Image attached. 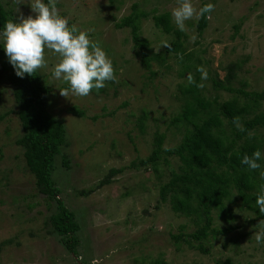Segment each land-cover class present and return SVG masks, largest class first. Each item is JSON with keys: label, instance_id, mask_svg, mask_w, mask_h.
<instances>
[{"label": "rangeland", "instance_id": "1", "mask_svg": "<svg viewBox=\"0 0 264 264\" xmlns=\"http://www.w3.org/2000/svg\"><path fill=\"white\" fill-rule=\"evenodd\" d=\"M0 2L12 13L14 22H19L20 14L35 17L27 3L21 4L17 12L12 0ZM191 3L197 10L209 3L215 8L202 32L201 18L185 22L181 32L187 58L181 60L171 54L165 63L152 62L151 70H147L136 56L131 29H118L116 23L130 15L137 4L139 10L149 14L142 22V37L159 54L166 49L162 44L170 45L175 36L157 28L152 16L169 13L179 30L171 15L176 0H119L113 4L109 0H57L59 15L68 19L69 27L75 24L81 31L92 30L89 39L99 41L116 76V81L106 82L103 89L93 90L87 97L65 98L59 89L68 85L52 79L59 56L45 49L47 68L38 69L53 89L49 110L67 130L69 146L57 157L53 176L61 191L59 196L76 214L81 227L79 258L53 232L49 220L56 204L38 193L35 179L25 167L23 150L16 144L23 135L18 107L0 67V115H5L0 123V264H91L94 259L98 264H155L160 260L166 264H217L227 259L231 264H264V244L258 245L253 236L260 220L242 207L236 191L227 203L236 216L230 224L236 230L211 239L210 254H203L186 244H175L172 235L180 234L182 227H186V233L196 227L191 219L172 210L170 200L160 203V188L177 170L178 160L163 161L157 174L150 168L131 166L151 155L156 132L166 135V148L179 143L181 135L168 127L182 109L180 86L190 85L189 73L195 81L199 76L198 84L205 86L198 89L211 102L218 99L222 103L236 96L246 101L237 93L213 86V79L225 80L231 66H237L233 89L264 91V0ZM198 66L208 73L204 81ZM72 107L86 111V116H73L68 111ZM262 111L264 102L256 112ZM144 113L147 118L142 131L138 119ZM111 169L124 171L98 188ZM215 225L227 226L217 216Z\"/></svg>", "mask_w": 264, "mask_h": 264}, {"label": "trees", "instance_id": "2", "mask_svg": "<svg viewBox=\"0 0 264 264\" xmlns=\"http://www.w3.org/2000/svg\"><path fill=\"white\" fill-rule=\"evenodd\" d=\"M109 1L113 4L119 0ZM133 7V12L116 23V27L131 29L136 56L145 69L151 70L152 62L165 63L171 54H181L187 58L182 41L183 33L175 29L169 13L152 16L157 28L168 36H175L170 49L166 48L163 52L155 54L150 41L141 34L142 22L149 18V14L139 10L137 4ZM209 15L210 13L201 17L199 32L207 27ZM8 20L14 22V17L0 2V32ZM0 67L6 73V80L11 85L18 107L17 115L23 135L16 144L23 150L25 167L33 175L38 193L56 204V212L49 220L53 232L60 238L62 245L79 258L78 234L81 227L76 214L67 208L59 196L61 191L53 176L57 157L69 146L65 124L49 110L48 102L53 89L38 70L33 76L25 74L23 78L17 77L5 54L3 44H0ZM236 69L237 66H231L225 80L213 79V86L215 89L237 93L246 99L245 102H241L238 96L222 103L218 99L211 102L202 97V92L195 84L180 86L184 103L168 127H174L181 135L179 143L166 148V135L156 132L151 155L131 164L137 169L150 168L157 174L163 161L169 163L172 158L178 160L177 170L171 172L169 181L160 188V203L170 200L172 210L191 219L196 227L191 233L184 232L186 227H182L180 234L172 235L175 244H186L203 254H210L208 244L211 239H218L236 230L235 226L230 225L236 216L233 209L227 206L234 196V191L244 209L254 213L257 219L264 220V215L255 204L259 186L264 184L260 177V171H264V111L256 112L261 102H264V91L246 92L244 89H233L231 83ZM197 79L199 80V76ZM68 111L79 118L86 116V111L78 107H72ZM236 117H239L243 131L234 123ZM247 117L249 119H246ZM146 118L147 114L144 113L138 119V127L142 131L145 130ZM4 119L5 115H0V123ZM261 130L262 134L259 133ZM256 150L262 153L261 160L258 161L261 169L250 171L246 165L241 164V160L244 155L251 156ZM64 159V164L68 167L69 162L67 158ZM123 171L111 169L100 181L98 188L111 183L113 177ZM92 192L94 190L90 191ZM215 216L227 226H216ZM231 263L230 259L217 262ZM155 264L166 263L160 260Z\"/></svg>", "mask_w": 264, "mask_h": 264}, {"label": "clouds", "instance_id": "3", "mask_svg": "<svg viewBox=\"0 0 264 264\" xmlns=\"http://www.w3.org/2000/svg\"><path fill=\"white\" fill-rule=\"evenodd\" d=\"M19 12V6L27 3L31 12L35 14L26 18L23 14L18 17L19 22L8 20L2 32L0 41L3 42L5 54L9 63L15 70L17 77L23 78L25 74L33 76L38 69L47 68L45 49L52 55H58L59 61L52 69V79L62 80L68 87L59 89L62 97H87L93 90L97 92L106 86L108 81H116L114 68L106 52L102 49L99 41H91L88 32L81 31L75 24L69 27L67 18L59 15L56 7L57 0H12ZM177 7L172 9L171 15L174 23L180 31L185 30V22L192 18H201L205 14L214 11L215 6L206 4L197 10L191 0H176ZM210 18V17H209ZM162 47L170 49L167 42ZM179 59H183L178 54ZM201 73V81L208 78V73L203 66H198ZM189 84H195L202 89L203 83L196 84L191 73L187 76ZM237 128L243 131L239 124V117L234 118ZM262 153L256 150L251 156L244 155L242 165H246L250 171L261 169ZM260 177L264 180V171H260ZM255 204L259 212L264 215V184L259 186ZM257 231L254 238L258 245L264 244V220L256 225ZM91 264H98L92 260Z\"/></svg>", "mask_w": 264, "mask_h": 264}]
</instances>
